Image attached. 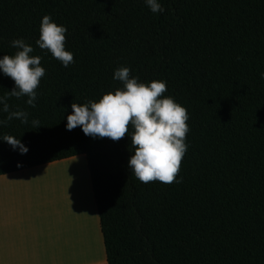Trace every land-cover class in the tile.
Returning <instances> with one entry per match:
<instances>
[{
	"label": "trees",
	"instance_id": "obj_1",
	"mask_svg": "<svg viewBox=\"0 0 264 264\" xmlns=\"http://www.w3.org/2000/svg\"><path fill=\"white\" fill-rule=\"evenodd\" d=\"M160 3L153 14L143 0H0V56L23 39L45 69L34 108L8 98L40 127L0 126L28 148L0 142V175L83 156L107 264H264V0ZM44 15L67 29V68L36 45ZM119 67L165 81L163 95L187 109L179 183L131 174V125L118 141L65 129L71 103L122 87ZM13 86L0 73V96Z\"/></svg>",
	"mask_w": 264,
	"mask_h": 264
},
{
	"label": "clouds",
	"instance_id": "obj_2",
	"mask_svg": "<svg viewBox=\"0 0 264 264\" xmlns=\"http://www.w3.org/2000/svg\"><path fill=\"white\" fill-rule=\"evenodd\" d=\"M143 2L153 14L165 10L160 0ZM66 32L65 26L56 24L49 15H44L36 40L41 50L46 49L65 68L74 62L73 54L64 47ZM10 46L18 51L12 56H0V73L11 78L14 86L5 96H0V113L6 114L4 119H0V126L6 127L8 121L16 119L36 129L40 127L38 119L29 120L26 111L11 110L7 101L9 97H27L25 103L34 108L38 95L36 89L45 75V69L40 65L41 57L30 55L33 48L23 39L12 40ZM129 73L128 67L114 70L113 79L122 84L114 92L105 93L98 100H88L84 104L71 103L65 129L71 131L79 126L85 136L118 141L126 133L129 136L131 125L133 153L127 161L131 174L141 183H179L177 175L188 147L185 143L189 131L187 109L171 96L163 95L166 91L165 81L153 80L145 84ZM260 78L264 79V73H260ZM0 142H6L11 150L20 155L28 152V148L14 136H0ZM16 166L19 168L22 164L17 162Z\"/></svg>",
	"mask_w": 264,
	"mask_h": 264
},
{
	"label": "crops",
	"instance_id": "obj_3",
	"mask_svg": "<svg viewBox=\"0 0 264 264\" xmlns=\"http://www.w3.org/2000/svg\"><path fill=\"white\" fill-rule=\"evenodd\" d=\"M80 157L83 158L75 156L0 177L14 174L20 176L22 172L61 162L76 163ZM26 177L28 180L33 178L29 175ZM36 185L21 189L31 191L23 193L27 199L15 195L14 190L19 188H0L3 190L0 192L1 208H8L12 204L18 208L14 213L0 210V264H107L97 211L89 219L83 211L77 213L75 208L65 214L61 211L55 217L51 212L52 203H46L40 193V183Z\"/></svg>",
	"mask_w": 264,
	"mask_h": 264
},
{
	"label": "rangeland",
	"instance_id": "obj_4",
	"mask_svg": "<svg viewBox=\"0 0 264 264\" xmlns=\"http://www.w3.org/2000/svg\"><path fill=\"white\" fill-rule=\"evenodd\" d=\"M83 167L86 168L85 171ZM21 174L20 176L14 174L0 177V188L6 189V186L11 189L19 188V190H14L16 192L15 195L19 198L27 199V195L23 193L28 194L31 191L21 189L33 188L37 186L36 183H40V193L45 197L46 203H52L51 212L55 217L61 211V213L65 214L75 208L77 213H79L78 211H83L84 216L89 219L93 212L96 211L91 194L86 161L82 157L78 158L76 163L61 162L29 172H22ZM28 175L30 178L33 176V178L28 180V177H26ZM16 183H19V185H15ZM22 184L25 186H22ZM2 191L0 190V192ZM1 205L0 203V210L11 213L18 210L14 204L8 208H1Z\"/></svg>",
	"mask_w": 264,
	"mask_h": 264
}]
</instances>
